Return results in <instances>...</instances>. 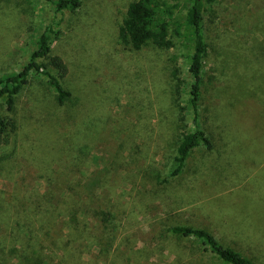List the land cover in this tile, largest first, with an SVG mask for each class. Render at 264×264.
I'll use <instances>...</instances> for the list:
<instances>
[{
  "label": "trees",
  "instance_id": "obj_1",
  "mask_svg": "<svg viewBox=\"0 0 264 264\" xmlns=\"http://www.w3.org/2000/svg\"><path fill=\"white\" fill-rule=\"evenodd\" d=\"M48 1L54 15L27 62L0 73V264H200L182 244L190 238L212 264H260L218 236L223 229L248 230L234 227L216 201L264 166V0H228L223 15L222 0L128 3L118 44L133 51L178 44L186 50L188 82L178 68L173 72L176 148L162 174L126 152L124 143L100 163L103 155L94 148L101 131L79 119L80 98L64 83L69 67L53 52L63 15L76 12L82 0ZM33 76L45 86L33 92L30 132L18 101ZM210 87L216 99L205 107ZM71 111L76 130L68 122L69 131L38 136L37 128L58 127ZM243 131L256 137L247 156ZM121 192L129 201L120 200ZM153 199L166 206V218L181 215L184 202L203 220L151 216L145 229L139 218L151 215L146 207ZM141 204L145 210H137ZM258 231L264 237V228Z\"/></svg>",
  "mask_w": 264,
  "mask_h": 264
},
{
  "label": "rangeland",
  "instance_id": "obj_2",
  "mask_svg": "<svg viewBox=\"0 0 264 264\" xmlns=\"http://www.w3.org/2000/svg\"><path fill=\"white\" fill-rule=\"evenodd\" d=\"M130 1L82 0L76 12L63 15L59 35L53 43V52L61 55L69 67L64 83L80 98L79 111L83 112L78 114L79 119H86L101 131L94 148L103 155L100 163L103 165L106 160L110 161V155L117 153L119 144L124 143L126 152L130 150L142 164L162 174L176 148L178 107L173 72L178 68L180 78L188 82L183 54L186 50L178 44L168 50L148 45L141 51H133L118 44V26ZM221 3L219 10L223 15L228 0H222ZM53 15L54 8L48 0H0V73L18 70L27 62L46 18ZM60 16L56 15V18ZM177 40L175 38V42ZM43 81V78L33 76L18 101L24 126L30 132L34 126L28 124V111L35 105L33 92L44 88ZM215 99L214 90L210 87L204 93L202 105L209 107ZM185 100L186 94H183L180 103H185ZM1 107L3 100H0ZM42 108L45 109L44 106ZM77 118L71 111V115L61 120L58 127L37 128L38 136L43 132L55 135V130L61 133L69 131L68 122L76 130L74 124H77ZM24 130L27 131L26 128ZM161 135L163 139H159ZM240 141L242 155L247 156L255 146L256 137L243 131ZM196 153L201 151L198 149ZM253 174L243 186L237 182L231 193L216 201L217 210L220 207L226 211L234 227L248 232L237 234L223 229L217 234L257 263L264 264V237L258 231L264 228V166L257 168ZM127 181L123 187L128 190L131 185ZM120 196V200L129 201L127 193L124 195L121 192ZM144 201L147 200L137 199V202ZM161 205L158 199H153L146 207L151 215L139 218L145 229L154 219L151 216H160L166 222L171 219L188 222L203 220L202 216H198L201 213L198 209L192 210L184 202L181 203V215L167 218L163 212L166 206ZM142 206L137 210H145ZM214 229L219 230L218 227ZM141 238L145 239V236ZM182 244L193 251L196 263L212 264L208 255L200 253L201 248L196 241L185 239Z\"/></svg>",
  "mask_w": 264,
  "mask_h": 264
}]
</instances>
